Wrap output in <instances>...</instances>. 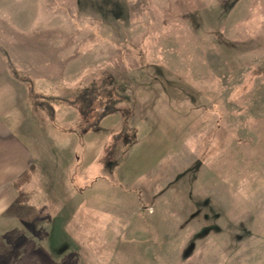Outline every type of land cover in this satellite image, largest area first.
<instances>
[{
  "label": "rangeland",
  "instance_id": "rangeland-1",
  "mask_svg": "<svg viewBox=\"0 0 264 264\" xmlns=\"http://www.w3.org/2000/svg\"><path fill=\"white\" fill-rule=\"evenodd\" d=\"M0 61L35 128H83L81 195L1 222L0 264H264V0H0Z\"/></svg>",
  "mask_w": 264,
  "mask_h": 264
},
{
  "label": "crops",
  "instance_id": "crops-1",
  "mask_svg": "<svg viewBox=\"0 0 264 264\" xmlns=\"http://www.w3.org/2000/svg\"><path fill=\"white\" fill-rule=\"evenodd\" d=\"M26 86L25 83H19L18 77L12 71V62L9 65L8 62L3 64L0 61V223L6 220L28 223L29 218L21 220L22 213L30 212L28 209L33 207L32 211L38 214L37 219L47 220L48 225L45 228L50 229L54 220L50 218L49 213L64 214L65 208L62 204H66V197L75 199L79 193L81 195L80 189L75 190L72 184L67 183L73 181L71 175L75 174L65 176L62 168L64 158H76L78 153L73 150L67 156L63 151L61 156L57 150H64L67 144H73L71 149H75L76 144L80 146L81 138L77 131L83 128H74L66 133L61 127L50 128V123L47 122V130L53 133L52 137L46 136L43 126L35 128L32 116L29 118L27 114L30 101L27 100L19 109V89ZM63 104L64 109L73 111V120H78L81 125L83 117L79 114L78 107L65 101ZM69 121L71 120L65 122ZM91 123L92 121L88 120L83 125L91 128ZM38 160L42 164L40 169L39 166L36 167L39 165ZM34 176L41 181L35 188ZM65 184L70 190L68 195ZM36 191H39V194L35 195ZM73 206L76 210L80 204ZM42 213L45 215L42 216ZM61 220L63 221L64 217L61 216ZM72 221L69 220V223Z\"/></svg>",
  "mask_w": 264,
  "mask_h": 264
},
{
  "label": "trees",
  "instance_id": "trees-1",
  "mask_svg": "<svg viewBox=\"0 0 264 264\" xmlns=\"http://www.w3.org/2000/svg\"><path fill=\"white\" fill-rule=\"evenodd\" d=\"M97 100H98V98L97 97H95ZM64 100H67L66 98L64 99ZM75 100L76 101H78L79 100V102L81 103V104H79L78 105V109H79V113L82 115V117H85V118H87V117H89V114L90 113H92V105L94 104V97H93V92H92V90L90 89V90H88L87 92H84V93H82L80 96H79V98L78 97H75ZM68 103H70V104H73L74 102L72 101V99L71 100H68L67 101ZM113 107H104L105 108V110L104 111H102L100 114H98L97 115V117H96V122L95 121H92V123H91V127L93 126V125H95V124H97V122L99 121V119H100V117H102L103 115H109L110 113H114L115 114V112H116V108H115V106L114 105H112ZM110 108H112V112H110ZM100 109V108H99ZM99 111L100 110H98V113H99ZM189 177V176H188Z\"/></svg>",
  "mask_w": 264,
  "mask_h": 264
}]
</instances>
